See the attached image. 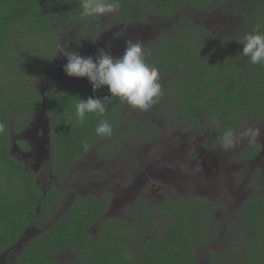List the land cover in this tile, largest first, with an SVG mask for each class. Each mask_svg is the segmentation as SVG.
I'll return each instance as SVG.
<instances>
[{"label": "trees", "instance_id": "obj_1", "mask_svg": "<svg viewBox=\"0 0 264 264\" xmlns=\"http://www.w3.org/2000/svg\"><path fill=\"white\" fill-rule=\"evenodd\" d=\"M134 8L156 20L174 22V29L164 31L159 43L148 49L147 62L159 70L163 93L155 107L176 105L182 122L204 133L207 150L220 148L228 129L238 133L244 122L254 126L264 121V65L251 64L240 55L243 44L238 42L257 25L264 32V0H121L115 19L129 23ZM81 11L79 0H0V264L5 251L13 253L17 247L21 251L16 264H61L58 255L64 251L73 253V264H198L200 248L208 252L206 264H264L262 184H256L240 208L235 230L228 233L216 218L218 206L204 197L151 205L141 200L132 210L138 221L123 225L115 217H103L112 195L75 193L71 207L55 218L66 192L55 183L92 143L113 138L115 146L105 143L98 149L112 158L120 136L139 133L151 142L160 134V127L147 121L124 124L127 104L118 98L108 103L105 116L89 114L84 123H77L74 111L80 98L110 95L106 86L94 92L90 82H83L45 95L44 112L52 126L50 169L56 177L50 188L45 191L36 174L13 156V136L43 114V96L34 82L58 55L60 37L77 24L89 35L101 29L99 18L82 17ZM215 11L232 19L238 16L235 33L218 36L194 19ZM101 119L111 124V137L95 134ZM17 143L21 151L29 149L25 140ZM260 149L257 141L245 145L235 160H251ZM40 223L49 227L24 239L27 230ZM126 226L129 231L121 233ZM154 227L160 228L157 234L143 243L137 240ZM226 238L225 250L211 249Z\"/></svg>", "mask_w": 264, "mask_h": 264}, {"label": "rangeland", "instance_id": "obj_2", "mask_svg": "<svg viewBox=\"0 0 264 264\" xmlns=\"http://www.w3.org/2000/svg\"><path fill=\"white\" fill-rule=\"evenodd\" d=\"M132 10V20L125 25L117 21L112 13L98 17L103 22L100 34L95 41L85 47L86 52L98 53V48L107 51L110 48L111 54L119 57L124 52L126 41L129 39L142 41L148 50L161 36H164V31L171 32L174 29V22L172 24L171 21L162 22L148 17L143 15L138 8ZM187 13L191 15V10ZM232 16L234 19L215 11L209 16H197L194 19L218 36H222L225 33H235L233 30L235 23L239 22V18L235 15ZM82 32V26L77 24L60 37L62 39L66 36L63 42L59 39L60 43L62 46H67V50H69L71 42H75L79 48L80 45L76 41L80 40L81 45L82 42H89L82 35ZM123 39L126 41L123 42ZM100 42H102V46L97 48V44ZM56 58L59 59V62L55 64L57 67L55 66L52 68L53 70H50L51 72L59 69L60 65L64 67L67 63H63V58H66L63 54L58 53ZM49 69L46 70L49 71ZM45 73V69H43L38 80L35 81L34 88L38 91L44 90L43 78L46 76ZM64 75L68 76L66 73ZM51 77L53 76L51 75ZM68 79L70 83L71 78ZM52 82L49 80L51 89H55L56 82L55 84ZM66 85L69 84L66 82L64 86ZM45 93L46 89L43 91V94ZM164 106H153L149 111L144 112L126 105L124 124L147 121L160 127L159 136L151 142H146L139 133H131L128 136L122 135L119 137L120 146L116 156L112 158L103 156L98 149L105 143L115 146L116 141L113 138L98 139L92 143L86 151L85 157L78 160L65 175V178L58 183L59 189H64L66 192L61 204L56 209V219L62 217L71 207L76 198L75 193L96 196L111 194L112 199L114 197L119 199V205L111 208L112 210L107 215L117 218L123 225L135 224L138 221L137 215L133 214L132 210L141 200L145 204L151 205L167 199L204 197L218 206L215 209V215L224 228V232L228 233L235 230L239 221L240 208L247 197L253 193L256 184H262L264 189V121L254 126L244 122L243 127L237 133L239 134L249 127L261 129V135L256 140L261 144L258 155L243 162L235 160V155L243 146H249L250 143L247 138L242 139L231 150L225 151L221 146L216 150H207L203 146L204 133L190 130L180 119L176 105L170 103ZM40 116H35L32 123L34 131L36 126L40 125L38 134H28L25 131V134L13 136L12 154L24 161L26 167L36 174L40 184L46 188L49 184L52 185L55 180L50 176L49 171L48 144L44 146L42 139L44 137V123L38 121V119L45 120V118ZM35 123H37L36 126ZM45 125L48 128V124L45 123ZM49 136H51L50 132L46 136L47 140ZM20 140L30 142L31 147L29 145L27 154L21 151L17 143ZM49 150H51V144ZM209 160L211 161L209 162ZM220 175L221 180L218 179ZM220 182H223L224 185H221ZM50 223L51 220L48 225ZM36 227L37 229L30 228L27 230L24 239L26 236H36L34 233L43 232L49 226L40 223ZM93 231L96 233L97 228L95 227ZM128 231L127 226L121 227V233ZM159 231L160 228L154 227L146 235L142 234L137 237V240L143 243ZM231 237L233 236L231 235ZM227 240L228 238L225 241H219L211 249L213 251L225 250ZM19 249L17 248L13 253L5 251L1 264H16L17 254L20 253ZM207 253L206 250L200 248L198 264L207 263L209 256ZM58 256L62 259V264H73L74 255L70 251H64ZM58 260L60 261L59 258Z\"/></svg>", "mask_w": 264, "mask_h": 264}, {"label": "clouds", "instance_id": "obj_3", "mask_svg": "<svg viewBox=\"0 0 264 264\" xmlns=\"http://www.w3.org/2000/svg\"><path fill=\"white\" fill-rule=\"evenodd\" d=\"M121 0H79L82 9L81 16L85 18H98L107 14H114L120 8ZM257 25L253 32L246 34L243 41V50L240 55L247 57L254 65H264V32ZM231 41V40H228ZM78 45L80 40L76 41ZM57 54H63L67 63L64 72L69 77L87 78L93 88L97 91L107 87L109 96L101 98H80L75 104L74 118L77 123H84L89 114L103 117L106 114L107 105L113 99H119L133 109L147 112L162 96V86L159 83V70L154 64L147 62V56L151 52L146 49L140 40L126 41V48L122 56L115 57L108 51L100 49L95 58L84 57L79 52L68 51L67 46L57 44ZM56 54V55H57ZM55 55V56H56ZM54 56V57H55ZM3 127L0 126V131ZM113 129L106 119H101L95 128L98 137H111ZM261 135L260 128H247L237 134L228 129L221 138V148L225 151L231 150L244 138L249 143H255ZM87 148V141H82Z\"/></svg>", "mask_w": 264, "mask_h": 264}, {"label": "flooded vegetation", "instance_id": "obj_4", "mask_svg": "<svg viewBox=\"0 0 264 264\" xmlns=\"http://www.w3.org/2000/svg\"><path fill=\"white\" fill-rule=\"evenodd\" d=\"M148 16V15H147ZM153 18V17H152ZM155 19V18H154ZM124 25H125V23H123ZM127 24V23H126ZM102 25H103V23H102ZM102 25H101V28H102ZM100 31H101V29L99 30V32L96 34V35H89V34H86V33H83L82 32V35L84 36V37H86L88 40H89V42H82V47L81 46H79V48H77V45H75V42H71L70 43V47H69V50L68 51H70V52H72V51H75V52H79L82 56H84V57H89V56H91V57H93V58H95L96 57V55H97V53H95L94 51L93 52H90V53H88V52H86V50H85V47H87L88 46V44L89 43H91L92 41H95V39L98 37V35L100 34ZM66 39V36L64 37V38H62V39H60V40H62V42L64 41ZM60 40H59V44H62V43H60ZM161 40V38L160 39H158L155 43L157 44V43H159V41ZM103 41V40H102ZM123 42H125L126 40L125 39H123L122 40ZM154 43V44H155ZM98 46H102V42H100V43H98L97 44V48H98ZM101 48H98V51L100 50ZM103 49V48H102ZM107 51V50H106ZM124 53V52H123ZM123 53L122 54H120L119 56H122L123 55ZM59 62V59L58 58H54L49 64H47L46 66H45V68H43V69H45V77L43 78V83H44V90L46 89V93L44 94V95H46V94H50V93H55V92H66V91H68L69 89H71L72 87H74L75 85H77V84H79V83H83V82H89V80L85 77V78H79V77H69V76H65L64 74H65V72H64V67L63 66H61L60 65V68L59 69H55L53 72H51L50 70H53L52 68H55V64H57ZM65 62H67V59L65 58H63V63H65ZM62 63V64H63ZM57 67V66H56ZM47 68H50L49 69V71H47L46 69ZM47 73H48V75H47ZM51 75L53 76V77H51ZM40 76V75H39ZM38 76V77H39ZM38 77H36V79H35V81L36 80H38ZM68 78H71L70 79V83H69V79ZM49 80H51V81H53L52 83L53 84H55V82H56V87L54 86V88L55 89H51V84L49 83ZM55 80V81H54ZM42 81V80H41ZM67 82V84H69V85H66V86H64V84ZM35 83V82H34ZM43 90V91H44ZM43 91H39L41 94H42V96H43ZM39 116V115H38ZM42 117H44L45 118V120H43V119H38V121L40 122V121H42L44 124H43V133H44V137L42 138L43 139V141H44V146H47V144H48V149H47V153H48V156H47V158H50V154H49V149H50V144H51V137L49 136L48 137V140H47V135L49 134V132L51 133V130H52V126L50 125V118L45 114V112L41 115ZM40 116V117H41ZM37 121V122H38ZM45 123H47L48 124V128H47V126L45 125ZM36 124L37 123H35V126H36ZM34 129V128H33ZM32 129V124L30 125V127L28 126L21 134H25V133H28V134H33V133H36V134H38L39 133V129H40V125L38 124L37 126H36V129H35V131ZM26 131V132H25ZM25 132V133H24ZM32 136V135H31ZM27 142H28V144L30 145V147H31V144H30V142L27 140ZM28 151V150H27ZM27 151H23V153L25 152L26 154H27ZM33 153H35L36 154V152L35 151H33ZM85 157V154L81 157V158H79L78 160H80V159H82V158H84ZM77 160V161H78ZM77 161L75 162V163H77ZM211 160H209V162H210ZM212 164H213V161H212ZM49 167V166H48ZM72 167V166H71ZM71 167L69 168V170L71 169ZM49 171H50V176L51 177H53V180H55L56 179V177L52 174V172H51V169H50V167H49ZM59 183V182H58ZM58 183H55L56 185H57V187H58ZM50 186H51V184H49L48 185V187H46V188H44L43 186V188H44V190L46 191L47 189H49L50 188ZM59 188V187H58ZM111 195V194H110ZM119 205V199H115V197L113 198V199H111V201H110V204H109V210L107 211V214H108V212L109 211H111L112 209L111 208H114V207H116V206H118ZM55 212H57V211H55ZM106 213H105V215L103 216V217H107L108 215H107ZM42 225V224H41ZM97 228V226H94V228ZM32 229H34V228H36L37 229V227L36 226H33V227H31ZM93 228V229H94ZM93 229H92V231H93ZM40 233H42L41 231L40 232H36V233H34V234H36V235H39ZM93 233H94V231H93ZM18 248V247H17ZM19 251H21V247H20V249H19ZM59 259H60V262H61V264H62V259L60 258V256L58 257ZM1 259H3L2 257H1Z\"/></svg>", "mask_w": 264, "mask_h": 264}, {"label": "water", "instance_id": "obj_5", "mask_svg": "<svg viewBox=\"0 0 264 264\" xmlns=\"http://www.w3.org/2000/svg\"><path fill=\"white\" fill-rule=\"evenodd\" d=\"M43 108H42V113H44V110H45V102H46V98H45V95L43 94Z\"/></svg>", "mask_w": 264, "mask_h": 264}]
</instances>
